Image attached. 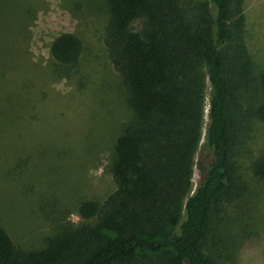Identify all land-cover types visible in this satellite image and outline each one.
<instances>
[{
    "label": "trees",
    "instance_id": "1",
    "mask_svg": "<svg viewBox=\"0 0 264 264\" xmlns=\"http://www.w3.org/2000/svg\"><path fill=\"white\" fill-rule=\"evenodd\" d=\"M97 3L105 56L129 112L110 145L113 190L100 203L78 201L77 222H54L35 250L18 253L0 225V264H214L204 242L217 208L237 193L234 148L244 120L264 122V69L257 104L235 107L232 95L231 66L245 51L239 22L229 21L241 0ZM81 52L73 33L48 46L62 73ZM249 172L264 182V150Z\"/></svg>",
    "mask_w": 264,
    "mask_h": 264
},
{
    "label": "rangeland",
    "instance_id": "2",
    "mask_svg": "<svg viewBox=\"0 0 264 264\" xmlns=\"http://www.w3.org/2000/svg\"><path fill=\"white\" fill-rule=\"evenodd\" d=\"M97 2L0 0V225L18 253L38 249L54 222L75 224L78 201L100 203L113 190L110 145L129 112L105 56ZM235 21L245 51L238 49L231 66L236 107L260 100L254 88L264 69V0H241ZM65 32L80 39L82 52L62 73L48 46ZM244 123L232 157L236 197L217 208L204 242L214 264H264V182L249 172L264 150V122Z\"/></svg>",
    "mask_w": 264,
    "mask_h": 264
}]
</instances>
